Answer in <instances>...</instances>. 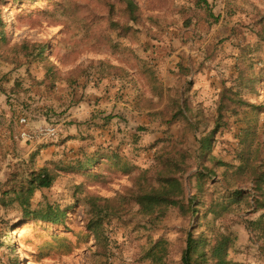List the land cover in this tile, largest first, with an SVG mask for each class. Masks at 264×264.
<instances>
[{
	"label": "trees",
	"instance_id": "1",
	"mask_svg": "<svg viewBox=\"0 0 264 264\" xmlns=\"http://www.w3.org/2000/svg\"><path fill=\"white\" fill-rule=\"evenodd\" d=\"M174 1L147 0L145 11L134 0H0V63L14 70L38 65L52 90L61 83L73 87L81 79L80 49L102 52L109 58L99 63L101 75L134 77L142 84L149 97L141 98L139 108L159 118L167 136L149 169L140 168L110 147L91 154L81 151L69 167L9 168L0 181V213L16 211V226L31 224L48 238L38 254L29 255L31 260L43 253L65 259L91 243V264H110V236L98 230L99 222L135 224L150 234L162 232L173 214L180 224V264H238L232 258L239 243L236 227L245 229L264 257V152L258 151L264 140V129L259 126L264 116V104L259 103L264 92V11L255 8L251 25L232 30L228 39L234 40V76L227 78L222 72L221 82L211 86L215 88L212 107L204 113L192 106L184 88L174 91L157 82L154 68L135 50L141 42L140 30H146L148 23L158 27L160 23L152 15L169 11ZM193 5L204 16L187 20L185 28H191L194 19L208 25L220 22L206 0H196ZM12 10L16 23L32 30L44 26L62 29V40L55 45L12 44L4 16ZM61 50L65 53L60 54ZM212 59L209 53L202 65ZM178 69L177 78L192 74L181 64ZM174 126L180 129L178 136L171 134ZM233 127L240 133L239 146L232 152L237 167L215 153L219 139ZM138 132L146 130L139 128ZM192 137L194 151L187 148ZM232 168L235 171L226 175ZM62 176H75L80 183L66 189L64 198L44 196L38 202L37 195L55 191ZM122 180L129 186L114 197L102 195ZM78 211H82L81 226L75 224ZM19 261L17 258V264ZM165 261L159 264H167Z\"/></svg>",
	"mask_w": 264,
	"mask_h": 264
},
{
	"label": "rangeland",
	"instance_id": "2",
	"mask_svg": "<svg viewBox=\"0 0 264 264\" xmlns=\"http://www.w3.org/2000/svg\"><path fill=\"white\" fill-rule=\"evenodd\" d=\"M195 1L175 0L169 11L153 14L160 25L156 27L148 23L146 30L141 29V42L135 50L154 68L157 82L174 91L184 88L183 92L186 98H190L192 106L206 113L215 100V88L206 87L201 74L211 76L214 84L221 82L222 72H226L227 78H233L231 66L236 60L232 58L231 44L234 40L228 38L234 28L240 30L252 24L255 8L264 11V0H206L210 12L220 17V22L208 25L205 21L202 23L194 19L192 27L187 29L184 22L193 20L195 16H204V12L193 5ZM134 2L145 11L149 8L147 0ZM14 14L12 10L4 15L5 18L8 15L12 22L9 23L12 44L29 41L55 45L62 40V29L44 26L32 30L17 24ZM172 50V55L166 58ZM64 53V50L60 51V54ZM209 53L213 59L202 65ZM107 58L108 55L102 52L80 49L77 65L83 70L81 79L73 87L61 83L52 90L47 87L44 72L38 65L14 70L0 63V181L5 180L9 168L28 167L39 171L57 165L69 167L75 158H79L81 151L91 154L109 147L118 149L122 156L142 169L154 166L156 151L164 146L161 140L167 137L165 127L150 110L139 108L141 98L147 99L149 93L134 77L118 79L101 75L99 63ZM180 64L192 72L189 77L177 78L181 72L178 69ZM64 73L66 75L67 72ZM262 94L259 103L264 104V92ZM23 119L28 121L32 130L59 125L63 130L55 141L26 144L20 138V120ZM259 126L264 129V116L259 119ZM139 128H144L146 133H139ZM179 132L178 126L171 129V134L176 136ZM239 141L240 133L233 127L219 139L215 153L237 167L232 152L238 148ZM258 146V151L263 153L264 140ZM187 148L191 151L196 149L193 137ZM234 171L235 168H232L226 175ZM78 183L80 180L75 176H62L55 191L43 192L37 195L36 200L39 202L44 196L52 195L64 198L65 190ZM126 186H129L128 182L122 180L112 185L109 191L101 193L107 198L114 197ZM18 216L16 211L0 213V264H12L9 259L17 264V258L21 264L92 263L94 249L91 243L81 245L68 258H53L54 255L43 253L38 258L42 262L37 263L38 259L33 258L34 263L29 255L38 254L48 238L45 233L32 229L31 224L16 226L14 223ZM81 220L82 211H78L75 224L81 226ZM179 226L176 214H173L162 232L146 234L135 224L126 226L120 222L105 221L99 222L97 228L109 233L113 254L110 264H159L166 260L167 253L165 263L180 264L182 243L178 235ZM235 230L239 236L238 247L232 253L235 262L264 264V257L257 251L259 245L250 242L249 234L243 227H236ZM10 250L15 251V255Z\"/></svg>",
	"mask_w": 264,
	"mask_h": 264
},
{
	"label": "built area",
	"instance_id": "3",
	"mask_svg": "<svg viewBox=\"0 0 264 264\" xmlns=\"http://www.w3.org/2000/svg\"><path fill=\"white\" fill-rule=\"evenodd\" d=\"M20 127H21L20 138L28 143L52 142L57 138H59L63 130V127L61 125L32 130L29 128L28 121L25 119L20 120Z\"/></svg>",
	"mask_w": 264,
	"mask_h": 264
},
{
	"label": "crops",
	"instance_id": "4",
	"mask_svg": "<svg viewBox=\"0 0 264 264\" xmlns=\"http://www.w3.org/2000/svg\"><path fill=\"white\" fill-rule=\"evenodd\" d=\"M10 69V68H9ZM12 69V68H11ZM9 71V70H8ZM201 77L203 78V81L207 84V86L206 87H211L213 84H214V82H215V80L214 79H212V77L211 76H207V77H204L202 74H201ZM8 113V112H7ZM8 115V114H7ZM9 119V118H8ZM20 130H21V128H20ZM65 139V138H64ZM66 139H67V137H66ZM69 145H71V143H69ZM21 147L23 148L24 146L23 145H21Z\"/></svg>",
	"mask_w": 264,
	"mask_h": 264
},
{
	"label": "bare ground",
	"instance_id": "5",
	"mask_svg": "<svg viewBox=\"0 0 264 264\" xmlns=\"http://www.w3.org/2000/svg\"><path fill=\"white\" fill-rule=\"evenodd\" d=\"M6 17H7V18H6L7 23H10V24H11L12 22H11V20H10V17H8V15H7Z\"/></svg>",
	"mask_w": 264,
	"mask_h": 264
}]
</instances>
